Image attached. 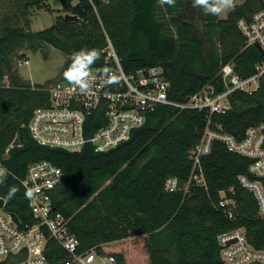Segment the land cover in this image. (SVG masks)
<instances>
[{
    "label": "trees",
    "instance_id": "obj_1",
    "mask_svg": "<svg viewBox=\"0 0 264 264\" xmlns=\"http://www.w3.org/2000/svg\"><path fill=\"white\" fill-rule=\"evenodd\" d=\"M48 0H19L12 12L0 18V160L17 177L27 165L48 160L61 168V185L54 190V212L69 220V229L80 242L78 252L96 247L101 257L112 256V264H133L120 247L133 237H143L147 253L140 264H221L218 236L243 228L248 242L264 247V216L258 215L255 196L238 177L248 172L250 160L230 152L214 140L209 153L195 164L192 151L209 125L241 140L250 126L264 122V73L251 92L234 91L230 107L221 114L195 108L159 105L146 113L145 123L131 131L128 140L114 149L98 153L86 145L78 156L38 144L27 124L38 107L48 105V86L28 83L17 74L14 57L24 46L33 52L43 44L61 51L66 59L87 48L100 52L92 67H117L103 49L111 42L125 73L161 66L170 81L168 98L185 103L205 86L221 92L220 67L232 63L242 78L251 76L264 54L248 45L237 27L264 9V0H244L225 18L205 15L193 0H176L174 6L160 0H60L62 11L49 27L31 29L32 10H48ZM65 14L78 16L67 20ZM25 62L23 54L18 56ZM58 78V79H59ZM57 81V80H56ZM90 132L101 123L93 114ZM87 134H89L87 130ZM18 136L19 143L5 150ZM201 175L202 182L187 191L165 189L169 178L187 183ZM19 191L7 198L10 187ZM0 196L7 208L22 220L32 221L25 191L11 175L0 179ZM231 214V215H230ZM112 246V247H111ZM50 264L62 263L67 253L53 239L46 245Z\"/></svg>",
    "mask_w": 264,
    "mask_h": 264
},
{
    "label": "built area",
    "instance_id": "obj_2",
    "mask_svg": "<svg viewBox=\"0 0 264 264\" xmlns=\"http://www.w3.org/2000/svg\"><path fill=\"white\" fill-rule=\"evenodd\" d=\"M237 27L248 45H258L264 54V9L255 12L249 21L239 19ZM105 60L112 58L118 74L119 84L106 86L102 83L103 69L91 68L89 90L81 93L74 85L63 78L48 86V105L36 108L27 124L30 136L40 145L61 149L70 153L81 152L90 145L95 152L103 153L129 139L131 131L145 123L146 113L159 105L169 104L180 109H205L208 113H224L229 107V96L234 91L251 92L258 86L264 73V61L255 65L254 73L240 77L232 63L220 67L224 89L215 92L213 86H205L190 96L185 103H177L168 98L170 81L161 66L140 68L125 73L119 63L111 42L103 49ZM128 105L129 107H126ZM98 115L101 123L91 132L88 120ZM87 130L89 134H87ZM214 140L220 141L228 151L248 158V172L258 178L264 177V122L250 126L245 136L238 140L223 131L221 125L212 129L207 125L199 142L193 149V161L199 164L200 157L209 153ZM12 143L5 150L8 155ZM11 175L18 180L26 193L30 221L7 208L6 200L0 196V264H50L44 254L46 245L53 238L67 253L59 264H91L97 258L103 263L112 264L114 258L101 257L92 247L78 252L80 245L77 237L69 229V220L54 212L52 196L61 185L63 172L60 167L48 160H38L27 165L23 177L12 174L0 160V179ZM201 175L191 176L184 187L188 190L195 179L201 183ZM240 184L250 191L258 202V215L264 216V184L259 179H251L241 174ZM177 178L166 181L167 191L177 190ZM15 213L17 220L12 217ZM231 215V214H230ZM234 242L228 244L229 241ZM221 264H264V247L251 245L243 228L224 232L218 236Z\"/></svg>",
    "mask_w": 264,
    "mask_h": 264
},
{
    "label": "rangeland",
    "instance_id": "obj_3",
    "mask_svg": "<svg viewBox=\"0 0 264 264\" xmlns=\"http://www.w3.org/2000/svg\"><path fill=\"white\" fill-rule=\"evenodd\" d=\"M19 0H0V18L2 14L12 12L14 10L15 2ZM244 0H233V5H239ZM77 0H73L76 3ZM48 10L39 9L31 12V29L32 31H39L52 25L55 17L59 14H64L60 0H48ZM227 14V12H226ZM226 14L219 17L225 18ZM19 54L26 57V61H20ZM66 56L59 50L50 45L43 44L41 48L33 52L27 46H24L18 51L14 57V68L17 74L32 84H45L47 81H56L59 78V72L63 66ZM50 85V84H49ZM112 247V246H111ZM120 250L129 257V262L133 264H140L139 261L145 262L147 260V253L143 247V237H133L124 241ZM91 264H106L103 259L97 258Z\"/></svg>",
    "mask_w": 264,
    "mask_h": 264
},
{
    "label": "clouds",
    "instance_id": "obj_4",
    "mask_svg": "<svg viewBox=\"0 0 264 264\" xmlns=\"http://www.w3.org/2000/svg\"><path fill=\"white\" fill-rule=\"evenodd\" d=\"M162 5L174 6L176 0H160ZM193 7L202 9L205 15L220 16L233 9V0H193ZM100 59V52L96 49L83 48L73 52L70 63L63 72L64 78L74 85L81 93L89 90V76L92 66ZM104 79L102 83L106 86L119 84L121 77L114 69L105 67L103 69ZM19 188L12 186L7 192V198L12 199ZM31 193H26V196Z\"/></svg>",
    "mask_w": 264,
    "mask_h": 264
},
{
    "label": "water",
    "instance_id": "obj_5",
    "mask_svg": "<svg viewBox=\"0 0 264 264\" xmlns=\"http://www.w3.org/2000/svg\"><path fill=\"white\" fill-rule=\"evenodd\" d=\"M64 18L67 19V20H78V16L70 15V14H65V15H64ZM255 46H256L257 48H259L258 45H255ZM259 49H260V48H259ZM0 83H1V84H5L6 82L1 81ZM126 107H129V106L126 105ZM18 143H19V138H18V136H16V137L14 138V140L12 141V145H13V146H17ZM72 154L75 155V156H78V155H79V152H73ZM191 154H193V152H192ZM195 184H196V180L193 179L192 182H191V186H194ZM185 185H186V183H185L184 181H182V180H179V179H178L177 182H176V188H177V190H183L184 187H185ZM1 204H2V200L0 199V205H1ZM11 215H12V217H13V219H14L15 221H18V220H17V217H16V215H15V213H12ZM232 242H234V240L229 241L228 244H230V243H232Z\"/></svg>",
    "mask_w": 264,
    "mask_h": 264
}]
</instances>
